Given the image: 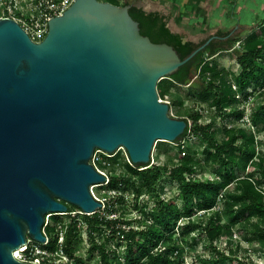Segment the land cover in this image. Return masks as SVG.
Returning a JSON list of instances; mask_svg holds the SVG:
<instances>
[{
  "label": "water",
  "instance_id": "obj_1",
  "mask_svg": "<svg viewBox=\"0 0 264 264\" xmlns=\"http://www.w3.org/2000/svg\"><path fill=\"white\" fill-rule=\"evenodd\" d=\"M129 6L72 0L38 41L0 17V264H37L12 252L26 236L45 241V215L103 206L90 189L107 182L90 162L95 149L123 147L144 168L156 141L187 126L157 83L204 44L181 58L141 34Z\"/></svg>",
  "mask_w": 264,
  "mask_h": 264
},
{
  "label": "trees",
  "instance_id": "obj_2",
  "mask_svg": "<svg viewBox=\"0 0 264 264\" xmlns=\"http://www.w3.org/2000/svg\"><path fill=\"white\" fill-rule=\"evenodd\" d=\"M104 1L117 5L124 4L120 0ZM129 13L138 21L141 34L148 36L153 42H166L172 45L181 58L198 46L192 41L182 42L180 36L171 33L158 16L152 13H146L136 6L129 7ZM249 26L237 27L231 33L229 32L232 29L220 35L221 38L212 40L168 77L160 79L157 83L159 97H168L170 89L184 88L187 96L193 93L198 100L205 102L209 108H214L219 114L223 111L230 112L233 108L231 112L240 118L244 111L238 109L237 103L240 99H236L235 93L238 91L246 95L248 88L252 87L249 94L257 92L258 97L256 105L251 106L249 119L252 123L258 124V131L264 130V17L253 27L249 28ZM237 41L239 44L236 47ZM227 50H234V60L239 66L237 75L233 73V80L237 84L236 91L224 78L227 71H223L222 76L219 73H213L216 64L205 61L203 57L204 53L213 57ZM196 72L202 74L212 72V76L207 80L202 79L204 81L199 84L191 80V76ZM216 78L219 79L218 83L215 81ZM179 103L183 104L184 101L179 100ZM233 104L236 105L233 106ZM189 116L194 125L190 129L187 123L182 135L186 136V132L189 131L205 144L201 152L207 157L211 156L214 165L216 164L217 179L199 180L191 177L196 161L190 153V147H183L180 151L183 154H179L176 160L172 158V153H168L162 165L150 164L144 168L131 163L127 154L128 159L122 164L126 174L111 175L106 182L107 186L116 193L115 199L122 198V195L117 193L120 186L129 191L135 200L143 188L154 191V183L163 172H166L177 183L176 196L181 199V206L178 207L176 197L163 202L156 193V213L153 215L144 209V205H138L135 201L133 209L139 211L141 218L137 219L136 227L128 228L116 226L117 219L102 217L98 210L91 214L83 213V222L86 224L92 244L88 250L97 251L98 264H174V258L171 255L175 249L174 245L170 241L165 244L161 240L166 238L164 233L173 232L175 225L181 235L195 231L193 239L203 237L212 245L216 238L231 233L233 227L241 220H248L253 215H257L259 219L264 217V188L259 186V179L253 177L254 164L248 172L244 171L245 166L248 165V158L244 155H249V146L254 142L252 133L237 126L226 127L225 125L221 129L224 137L217 140L212 135L216 129L214 116L205 124L198 123L199 113L193 111L189 113ZM180 118L187 122L186 118ZM239 139L242 143L237 142ZM177 144L182 146L181 143ZM103 157L106 160L116 159L113 155L107 156L105 153ZM255 164L264 178V167L261 161ZM135 177L138 178L139 184L136 183ZM232 184L233 187H231ZM219 197H222V209L215 210ZM75 209L78 208L68 204L66 213L48 216L50 223L46 224L44 229L48 236V241L44 245L46 250L54 252L60 249L68 258L76 257L74 239L78 232L77 215L72 216L69 213ZM210 211L208 217H205ZM198 212L201 214H199V220L195 221L193 218ZM223 212H226L229 217L228 222L224 224L221 220ZM179 217L181 219L185 217L182 223L176 224L175 220L171 223L174 218ZM121 222L130 224V221L123 219ZM57 225H65L61 244L56 242ZM102 226H109L110 236H118L125 242L123 256L118 255L116 250L108 251L105 246L106 239L102 241L95 239L94 234L99 232ZM52 234L54 238L51 237ZM212 248L214 249L215 246L212 245ZM213 253L215 255H201L199 264H226L225 261L232 258L223 252ZM52 260L54 259L48 258V262ZM61 264H68V262Z\"/></svg>",
  "mask_w": 264,
  "mask_h": 264
},
{
  "label": "rangeland",
  "instance_id": "obj_3",
  "mask_svg": "<svg viewBox=\"0 0 264 264\" xmlns=\"http://www.w3.org/2000/svg\"><path fill=\"white\" fill-rule=\"evenodd\" d=\"M56 1L61 2L63 9H65L72 2V0ZM48 2L49 0H0V15L3 13H9L10 16L22 24L28 32L34 34L36 26L40 25L44 21V8H42L43 6L39 3H43L44 5ZM120 2L122 1L120 0ZM252 6L253 5L250 2L243 6L246 7V9L241 13V22L237 19L227 21L224 20V22L233 25L235 24L236 28H241L242 26H245V24H251L249 28L253 27L260 22L262 17H264V5H259L257 7L254 5L253 11L250 9ZM172 24H175V22L172 21ZM214 27L215 25H213L212 30L206 35H223L227 32L225 30H216ZM228 27L230 28V26ZM206 35L198 38L188 36V38H191L190 41L192 40L193 42L199 43V41L206 38ZM40 38L41 37H38L37 40ZM238 44L239 41L236 42V47ZM233 51L227 50L219 52L213 57L204 53L203 57L205 61L216 64V69L213 73H219V75L222 76L223 71H227L224 78L226 82L231 84L232 89L236 91L237 84L233 80V73L234 75H237L239 66L234 60ZM211 76L212 72L204 74L196 72L191 76V80L200 84L204 81L202 79L207 80ZM215 81L218 83L219 79L216 78ZM169 91L170 94L168 97H160L163 101L168 103V113L175 118H186L190 129H192L194 123L190 118L189 113L195 111L200 115L198 123L205 124L214 116V126L216 129L212 135L217 140L224 137L221 129L225 125L226 127L237 126L243 128L244 131L246 129L252 133L254 142L249 146V155H244V157L248 158V165L245 166L244 171L248 172L251 165L254 164L252 169L253 177L258 178L259 186L264 188V178L255 164L258 161H261L264 167V130L258 131V124L252 123L249 119V114L252 109L251 106L256 105L258 97L257 92L250 95L249 93L252 91V87L248 88L246 95L236 91L235 97L236 99H240V102L237 103L238 109H243L244 111L243 116L238 118L231 112L233 111V108L230 112L223 111L219 114V112H216L214 108H209L205 102L198 100L196 95L193 93L187 96L184 88L182 90H178L177 88L170 89ZM179 100H183L184 103L180 104ZM234 105L236 104H233V106ZM183 132L174 141H156L150 153V164L162 165V163L166 160L168 153H172V158L176 160L179 157V154H183V152H180L183 147H190V153L193 155L194 161H196L194 172L191 174V177L199 180H206L209 178L216 180L218 177L216 164L214 165L211 156L207 157L205 153L201 152L202 147L205 144L199 137L192 135L189 131L186 132V136L182 135ZM237 142L242 143V140L239 139ZM177 143H181L182 146H179ZM126 152L127 151L123 147H119L113 153H105L107 156L113 155L116 159L106 160L103 157L104 152L100 149H95L90 162L99 171L104 173L108 180L111 175H117L119 173L126 174V171L122 166L123 162L128 159ZM134 179L136 183L139 184L138 178L135 177ZM231 187H233V184ZM90 189L92 195L103 203V207L98 210V213L102 217H107L108 219H117L118 223L116 226L120 225L125 228H128L129 226L136 227L138 224L137 219L139 217L141 218L139 211L133 209V203L135 201L138 205H144V209L153 215L156 213V193L159 199L163 202H167L169 198L176 197L178 207L181 206V199L176 196L177 183L172 180L166 172H163L161 177L154 183V191H147L143 188L136 200L134 196L129 191L124 190L122 186H120L117 192L122 195V198L115 199V197H117L115 196L116 193L107 186L106 182L93 187L91 186ZM214 209H222V197L217 198ZM72 211H76V209ZM209 213H211V211L206 213L205 217H208ZM82 214L83 213L74 214L78 217V232L76 238L74 239L76 257H66L64 259H66L68 264H98L99 257L97 251L90 252L88 250L92 244L89 233L86 229V224L83 222ZM199 214L201 213L198 212L197 215L194 216L193 219L195 221L199 220ZM122 219L130 221V224H123L121 222ZM183 219H181V217L178 219L174 218L171 223L175 220L176 224H180ZM221 220L223 224L228 222L229 217L226 212L222 213ZM64 221L67 222L66 219H64ZM46 222L49 224L50 220L47 219ZM109 231V226H102L100 231L94 234L95 239L97 241L106 239L105 246L107 250H116L118 255L123 256L125 251V242L121 238H118V236H110L111 233ZM194 234L195 231H192L189 234L181 235L176 225L174 226L172 233H164V237L166 238L161 240V242L167 244L169 243L168 241H170L175 248L171 252V255L174 258V264H199V257L201 255H215L213 253L215 251L223 252L232 257L230 260L225 261L226 264H264V217L259 219L257 215H253L248 220H241L233 227L231 233L220 236L213 241L212 245L215 246L214 249L212 248V245H210L203 237L200 239L195 237V239H193L192 236ZM51 237L54 238V234H52ZM58 241H60L59 233L56 237V242L58 243ZM35 246L38 247V245ZM38 255L31 254V258H35ZM38 258L39 260L42 259L40 256H38ZM42 261L44 260L42 259ZM63 261L65 262V260Z\"/></svg>",
  "mask_w": 264,
  "mask_h": 264
},
{
  "label": "crops",
  "instance_id": "obj_4",
  "mask_svg": "<svg viewBox=\"0 0 264 264\" xmlns=\"http://www.w3.org/2000/svg\"><path fill=\"white\" fill-rule=\"evenodd\" d=\"M131 6L141 8L160 19L167 29L181 37L182 42L192 37H200L209 33L215 25L216 30L230 31L234 24L224 20H240L246 3L255 7L264 5V0H121ZM253 6L250 8L253 11ZM238 11V12H237ZM241 11V12H240ZM172 21L175 24H172ZM244 24V23H243ZM232 25V26H231ZM247 25V24H245ZM251 24H248L249 26ZM230 26V28L228 27ZM192 41V40H191ZM193 42V41H192Z\"/></svg>",
  "mask_w": 264,
  "mask_h": 264
},
{
  "label": "built area",
  "instance_id": "obj_5",
  "mask_svg": "<svg viewBox=\"0 0 264 264\" xmlns=\"http://www.w3.org/2000/svg\"><path fill=\"white\" fill-rule=\"evenodd\" d=\"M39 4L43 6L42 8H44V12H43L44 21H43V23H41L42 25L40 24V25L36 26V28L34 29V34L28 32L27 29H25V27L22 24H20L27 31V33L30 35V37L35 41H38L37 38L38 37L42 38L44 36V34L46 33L48 18H50L53 15L59 14L64 10L63 6H61V2L58 3L56 0H49V2L47 4H44V5H43V3H39ZM0 17H11V16L9 13H3L2 15H0ZM159 100H162V99L159 97ZM101 208H99V209H101ZM69 213H70V215L72 214V216H73L76 213H83V212L80 209H76V211H70ZM49 215L50 214L45 215L44 224L42 227V233L45 236V241L44 242H37V241L31 239L29 236H26L25 242L22 245H20L19 248L13 250V252H12L13 256L15 258H17L20 261L35 262L37 264H61V263L67 262L66 259H64L67 256L64 255L60 249H58L54 252H50L44 248L45 243L48 241V236L46 235L44 229H45V226L47 224L46 221H47ZM77 219H78V217L76 218V221H77ZM77 225H78V222H77ZM56 230H57L56 233L57 234L59 233V235H60V241H58V244H61L62 239H63V233L65 230V225H57ZM35 245H38V247H36ZM42 245H43V247H42ZM35 250H36V252H35ZM31 254H35V255L39 254L38 256H40L44 261H42V259L39 260L38 256L35 258H31ZM48 258H53L54 260L48 262ZM63 260H65V262Z\"/></svg>",
  "mask_w": 264,
  "mask_h": 264
},
{
  "label": "flooded vegetation",
  "instance_id": "obj_6",
  "mask_svg": "<svg viewBox=\"0 0 264 264\" xmlns=\"http://www.w3.org/2000/svg\"><path fill=\"white\" fill-rule=\"evenodd\" d=\"M130 7V6H129ZM235 28L236 27H233V29L229 32V33H231L233 30H235ZM226 36H224V38H225ZM216 38H221V36L220 35H218V34H209V35H206V38L204 39V40H202V41H199V43H197V42H195V43H197L198 44V46L197 47H199L200 45H202V44H204V46L202 47V48H204L206 45H208L212 40H214V39H216ZM196 47V48H197ZM201 48V49H202ZM199 51V50H198ZM197 51V52H198Z\"/></svg>",
  "mask_w": 264,
  "mask_h": 264
},
{
  "label": "bare ground",
  "instance_id": "obj_7",
  "mask_svg": "<svg viewBox=\"0 0 264 264\" xmlns=\"http://www.w3.org/2000/svg\"><path fill=\"white\" fill-rule=\"evenodd\" d=\"M96 185H98V184H94V185H92V187H93V186H96Z\"/></svg>",
  "mask_w": 264,
  "mask_h": 264
}]
</instances>
